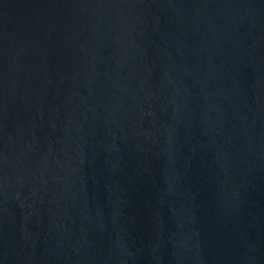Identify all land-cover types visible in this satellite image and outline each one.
Segmentation results:
<instances>
[{
	"label": "water",
	"instance_id": "obj_1",
	"mask_svg": "<svg viewBox=\"0 0 264 264\" xmlns=\"http://www.w3.org/2000/svg\"><path fill=\"white\" fill-rule=\"evenodd\" d=\"M0 264H264V0H0Z\"/></svg>",
	"mask_w": 264,
	"mask_h": 264
}]
</instances>
